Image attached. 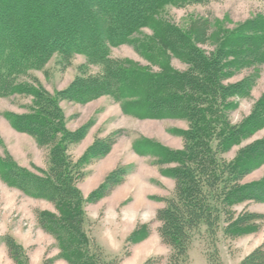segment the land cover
Segmentation results:
<instances>
[{"label": "trees", "instance_id": "1", "mask_svg": "<svg viewBox=\"0 0 264 264\" xmlns=\"http://www.w3.org/2000/svg\"><path fill=\"white\" fill-rule=\"evenodd\" d=\"M38 1L0 0V98L15 94L32 97L29 112L8 113L7 117L16 130L33 136L40 146L51 147L50 166L35 173L0 158V178L31 197L54 204L55 211H41L37 219L55 239L58 259L68 264L119 262L108 259L91 236L84 196L76 186L82 166L103 156L106 143L95 142L73 164L68 145L81 140L88 126L67 130L60 106L63 99L87 103L111 96L122 103L125 113L137 118L188 122V128L180 131L184 141L180 150L149 139L135 143L140 155L155 156L159 165L175 164L162 169L175 180V186L170 196L160 199L164 206L156 214L162 242L171 249L169 264H188L190 246L200 232L216 240L220 233L224 239H235L258 231L257 220H263L264 215L236 214L235 206L264 202V177L241 183L264 164V137L242 146L230 162L219 154L264 128V94L239 124H230L227 115L238 105L232 98L249 96L254 78L225 83L244 69L264 65V13L222 29L215 48L208 52L200 47V30L199 38L194 36L196 31L172 24L162 14L168 6L210 0H57L46 11L49 17L41 20L35 5ZM143 28L151 29L153 35L134 38ZM127 43L136 45L157 69L110 57L111 47ZM54 54L62 60L84 55L89 63L100 64L102 71L80 77L55 94L21 80L32 71L43 70ZM171 56L187 68L172 67ZM103 188L87 201L101 199ZM149 234V226L144 224L133 231L128 242L137 244ZM6 244L16 264H30L12 237H6ZM208 259L219 264L211 256ZM240 264H264V246Z\"/></svg>", "mask_w": 264, "mask_h": 264}, {"label": "rangeland", "instance_id": "2", "mask_svg": "<svg viewBox=\"0 0 264 264\" xmlns=\"http://www.w3.org/2000/svg\"><path fill=\"white\" fill-rule=\"evenodd\" d=\"M56 3L57 0H39L35 4L39 7L38 18H48L46 11ZM261 13H264V0H210L183 7L168 6L162 17L183 29L196 31V37L200 36V30V47L211 52L222 29L234 28ZM149 35H153L152 30L143 28L134 38ZM110 57L157 69L132 43L111 47ZM170 64L178 70L187 68L185 63L172 56ZM101 71L100 64L89 63L84 55L62 60L59 54H54L43 70L32 71L21 80L55 94L68 89L76 79ZM250 76L255 81L249 96L232 98L238 104L227 112L232 125L248 117L264 94V65L244 69L225 81L232 84ZM31 104L32 97L24 94L0 98V158L37 173L49 169L51 147L40 146L33 136L16 130L7 117L8 113L29 112ZM60 106L67 130L77 131L88 126L81 140L68 145L67 154L73 164L95 142L102 141L107 146L103 156L82 166L76 181L84 196V209L91 224L90 234L101 246L103 254L108 259L119 260L118 264H145L150 259L152 264H169L171 249L162 242L156 214L164 206L160 199L170 196L175 186V180L165 175L162 169L175 164L159 165L155 156L140 155L135 143L149 139L180 150L184 147L180 131L188 128V122L176 118H137L125 113L122 103L111 96H101L87 103L63 99ZM263 137L264 128L219 155L230 162L242 146ZM263 177L264 164L247 174L241 183L258 181ZM114 181L119 183L113 184ZM102 186L105 195L95 202H88L92 193ZM44 210L55 211V206L46 199L31 197L9 186L0 178V264H16L6 237L13 238L30 264H68L58 259L59 249L55 239L39 225L37 216ZM235 210L236 214L246 211L264 215V202H244L235 206ZM257 223L260 224L258 231L235 239H224L220 233L216 240H212L200 232L190 246L188 264H211L208 256L219 264H240L257 247L264 246V219L257 220ZM144 224L149 226V237L130 244L129 236Z\"/></svg>", "mask_w": 264, "mask_h": 264}]
</instances>
